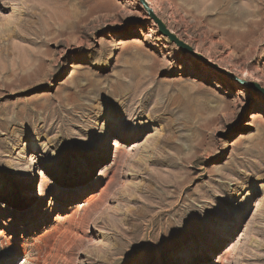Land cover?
<instances>
[{
	"label": "rangeland",
	"instance_id": "374dc122",
	"mask_svg": "<svg viewBox=\"0 0 264 264\" xmlns=\"http://www.w3.org/2000/svg\"><path fill=\"white\" fill-rule=\"evenodd\" d=\"M147 4L195 55L138 0H0V264H264V0Z\"/></svg>",
	"mask_w": 264,
	"mask_h": 264
},
{
	"label": "bare ground",
	"instance_id": "6f19581e",
	"mask_svg": "<svg viewBox=\"0 0 264 264\" xmlns=\"http://www.w3.org/2000/svg\"><path fill=\"white\" fill-rule=\"evenodd\" d=\"M146 3H149V0H145ZM148 5V4H147ZM193 58V57H192ZM192 61L194 62V60L192 59ZM260 96L262 98H264L263 94H260ZM103 195L105 197V200L102 202L101 205V209H107L111 207V202H110V197H111V186L109 184V182H106L105 187L103 188ZM42 193V190H41ZM97 215V211L92 210L91 214H90V218L88 217L85 222L80 225V226H76V225H72L69 224L68 226L65 225H61V226H56L54 228V235L57 239H65L68 241H75L78 239H81L85 236V234L87 233V230L89 229V224L91 222V219L93 217H95ZM108 234V231L105 230V228H101L99 230V235L98 237H104ZM226 254L228 252H225ZM219 261H216L214 264H218Z\"/></svg>",
	"mask_w": 264,
	"mask_h": 264
},
{
	"label": "water",
	"instance_id": "95a60500",
	"mask_svg": "<svg viewBox=\"0 0 264 264\" xmlns=\"http://www.w3.org/2000/svg\"><path fill=\"white\" fill-rule=\"evenodd\" d=\"M139 4L142 6L144 12L146 13L147 17L157 26L158 33L166 38L171 44L175 45L183 54H190L195 55L193 49L188 47L186 44H184L181 40H179L171 31L168 30V28L165 26V24L159 19L157 15L153 12V10L147 5L145 0H138ZM219 70V69H218ZM222 71V70H221ZM223 72V71H222ZM232 79H235L234 77L230 76ZM248 86L254 89H259L257 85L255 84H248Z\"/></svg>",
	"mask_w": 264,
	"mask_h": 264
}]
</instances>
